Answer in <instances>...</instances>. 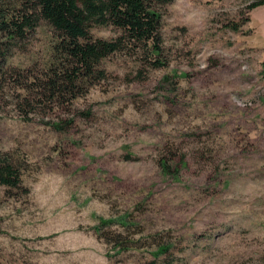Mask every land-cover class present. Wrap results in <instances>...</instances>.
Instances as JSON below:
<instances>
[{
  "label": "rangeland",
  "instance_id": "1",
  "mask_svg": "<svg viewBox=\"0 0 264 264\" xmlns=\"http://www.w3.org/2000/svg\"><path fill=\"white\" fill-rule=\"evenodd\" d=\"M252 1L174 0L159 55H110L105 78L65 104L26 79L51 29L14 49L0 153L23 174L20 189H1L0 264H150L160 247L175 264L264 259V13Z\"/></svg>",
  "mask_w": 264,
  "mask_h": 264
},
{
  "label": "trees",
  "instance_id": "2",
  "mask_svg": "<svg viewBox=\"0 0 264 264\" xmlns=\"http://www.w3.org/2000/svg\"><path fill=\"white\" fill-rule=\"evenodd\" d=\"M173 1L0 0V79L6 77L3 70L10 67L14 49L45 23L55 40L49 47L44 66L27 72L26 79H32L29 91L38 89L37 96H44L48 103H68L105 78L101 63L110 55L131 46L159 55L162 10ZM261 5L264 0H253L247 9ZM109 26L120 30L117 38L104 40L91 36L93 27ZM232 30L237 31V28ZM25 99L23 107H30V102ZM161 167L165 174L170 172L166 162L162 161ZM22 174V166L16 164L9 154L0 153V193L1 189H20ZM109 224L112 222H100L95 228L97 233ZM166 252V247H160L150 264H175L158 260ZM258 264H264V259Z\"/></svg>",
  "mask_w": 264,
  "mask_h": 264
},
{
  "label": "crops",
  "instance_id": "3",
  "mask_svg": "<svg viewBox=\"0 0 264 264\" xmlns=\"http://www.w3.org/2000/svg\"><path fill=\"white\" fill-rule=\"evenodd\" d=\"M262 6H264V5H261V6H258V7H256V8H254V9H252V10H263V13H264V8L262 9ZM261 12L259 11V13H258V15L260 14ZM261 15V14H260ZM264 15V14H263ZM262 30H263V33H264V25H262Z\"/></svg>",
  "mask_w": 264,
  "mask_h": 264
}]
</instances>
